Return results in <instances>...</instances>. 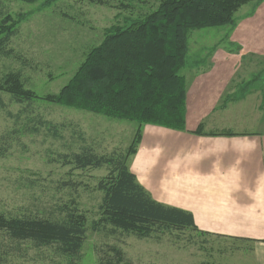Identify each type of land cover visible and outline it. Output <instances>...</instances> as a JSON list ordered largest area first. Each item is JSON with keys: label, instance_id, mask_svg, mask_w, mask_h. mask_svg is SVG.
Wrapping results in <instances>:
<instances>
[{"label": "rangeland", "instance_id": "rangeland-1", "mask_svg": "<svg viewBox=\"0 0 264 264\" xmlns=\"http://www.w3.org/2000/svg\"><path fill=\"white\" fill-rule=\"evenodd\" d=\"M100 1L103 4L98 0H54L47 4L45 0H3L5 12L14 19L17 14L22 16L16 33L0 52V83L6 74L13 73L24 88L39 95L56 93L86 52L100 43L106 27L135 18L156 3ZM125 3L130 7L124 8ZM253 4L250 1L236 11V24ZM236 24L190 30L186 61L202 60L204 53L214 52L216 43L222 49L235 46L230 39ZM242 109H246L245 105ZM262 119L264 122V115ZM44 121L58 126L56 136L40 123ZM136 126L134 121L44 101L17 102L0 91V213L60 218L67 210H73L84 215L87 227L86 238L75 256L60 254L54 245L36 247L30 240L0 235V264H107L109 260L111 264H151L159 258L161 264H168L171 247L189 264L207 259L208 252L200 244L190 243L188 238L196 235L191 230L178 232L176 238L166 231L159 234L162 240L158 242L160 238L154 234L139 238L109 225L97 231L91 229L103 195L97 183L106 174V167L74 168L65 163L63 156L79 151L81 146H89L97 154L123 151L131 143ZM134 155L128 161L129 169ZM168 238L176 239L183 248L171 244ZM115 250L120 252V260Z\"/></svg>", "mask_w": 264, "mask_h": 264}, {"label": "trees", "instance_id": "trees-1", "mask_svg": "<svg viewBox=\"0 0 264 264\" xmlns=\"http://www.w3.org/2000/svg\"><path fill=\"white\" fill-rule=\"evenodd\" d=\"M2 1L0 52L16 33L22 16L17 14L14 19L3 10ZM19 1L34 3L37 0ZM52 1L45 0V3ZM250 1L156 0L148 11L137 17L106 27L100 43L86 52L56 93L39 95L24 88L16 74L4 76L0 91L10 94L17 102L39 100L137 123L131 143L123 151L97 154L89 146H81L79 151L63 156L65 163L74 168L106 167V174L97 183L103 195L98 205V218L91 223L92 230L109 225L139 238L154 234L157 239L166 231L176 238L180 231L197 230L190 212L154 200L130 171L128 161L136 153L143 125L185 128L186 82L180 71L187 62L189 31L222 25L234 27V14ZM127 7L129 3L124 4V8ZM238 49L235 44L234 50ZM40 123L45 124L52 135H57V125L47 121ZM191 132L204 134L199 128ZM86 231L84 215L73 210H67L60 218L0 213L1 236L30 240L36 247L54 245L62 255H78ZM114 252L120 260V252ZM106 263L111 264L110 260Z\"/></svg>", "mask_w": 264, "mask_h": 264}, {"label": "crops", "instance_id": "crops-1", "mask_svg": "<svg viewBox=\"0 0 264 264\" xmlns=\"http://www.w3.org/2000/svg\"><path fill=\"white\" fill-rule=\"evenodd\" d=\"M255 1L231 36L238 50L216 43L181 69L185 128L146 124L130 167L154 200L191 213L188 239L208 252L194 264H264V0ZM174 250L168 264H189Z\"/></svg>", "mask_w": 264, "mask_h": 264}]
</instances>
